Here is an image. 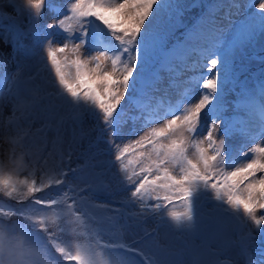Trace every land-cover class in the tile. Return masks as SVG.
<instances>
[{
    "label": "snow or ice",
    "instance_id": "snow-or-ice-1",
    "mask_svg": "<svg viewBox=\"0 0 264 264\" xmlns=\"http://www.w3.org/2000/svg\"><path fill=\"white\" fill-rule=\"evenodd\" d=\"M255 6L261 15L241 26L231 40L188 34L187 40L203 44L168 48L153 21L162 12L171 15L172 0H73L66 10L51 0H17L15 6L0 0V21H7L3 42H11L20 57L11 83L0 81V109L11 108L6 120L0 110V128L13 137L14 155L15 146L22 145L27 164L12 176L5 172L4 155L0 156V200L14 202L7 210L0 203V227L13 220L26 225L40 242L47 264H180V246L165 242L159 233L152 235L145 224L161 209V199L166 202L163 207L177 202L183 206V211L168 212L173 220L190 218L189 189L196 180L208 183L255 226L264 224V216L256 215L257 209L264 210V143L240 151L228 163L226 138L242 121L224 116L225 85L234 79L230 52L264 33V0ZM45 7L62 18L37 30L34 43L26 46L23 18L36 23ZM57 30L64 34L63 43L54 42ZM86 45L91 54L82 52ZM192 53L207 60L206 71L185 80L174 102L153 96L149 90L163 79L161 71L171 74L170 87L180 88L176 77L182 68L195 69L199 63H186ZM177 60L181 69L174 63ZM196 84L200 96L193 103L190 85ZM126 96L138 112L127 119L122 107ZM237 106L257 120L264 135V83L255 89L243 86ZM86 117L102 122L100 136L107 131L114 160L102 159L103 152L93 150L95 143L89 137L97 129L85 128ZM205 119L210 120L206 126ZM128 120L143 121L141 128L163 122L133 139L138 130L125 132ZM221 120L225 127L218 137ZM37 123L43 125L40 132L53 124L57 132L71 128L70 139L58 136L54 143L49 153L52 163L43 154L37 159L32 131ZM74 157L84 163L72 167ZM113 164L119 176H109ZM112 179L128 192L121 206L94 203L95 194L107 190ZM53 188L58 190L54 197L49 192L43 199L41 194ZM151 200L157 203L149 205Z\"/></svg>",
    "mask_w": 264,
    "mask_h": 264
},
{
    "label": "rangeland",
    "instance_id": "rangeland-1",
    "mask_svg": "<svg viewBox=\"0 0 264 264\" xmlns=\"http://www.w3.org/2000/svg\"><path fill=\"white\" fill-rule=\"evenodd\" d=\"M221 0L218 1V3ZM73 0H51V3L67 9V6ZM260 0H226L223 7L214 12L210 18H217L216 23L209 21V24H197L186 27L182 32L184 34L183 44L201 45L203 41L196 40L190 41L186 37L188 34L205 33L209 39H215L216 36L222 39L231 40L237 36L238 30L241 26L257 19L260 16V10L255 6ZM6 4L16 5L17 0H4ZM3 14V8L0 7V15ZM217 14V17H216ZM164 16V15H163ZM166 16V14H165ZM62 18L57 13H54L50 8L45 7L42 17L36 23H30L27 17L23 18L22 30L26 33L23 38V43L26 46H31L34 43L33 34L41 29H46L47 24L52 22L53 19ZM153 20V18H149ZM166 23L163 24L165 37L173 34L172 30L179 23L177 20V13L173 12L169 17L166 16ZM98 23V22H97ZM147 23V22H146ZM7 21H0V81L11 83V76H13L17 69L19 61V54L11 42L5 44L2 36L5 33ZM187 31V33H186ZM78 35V34H77ZM107 36V32H105ZM64 34L57 30L53 36L54 42L63 43ZM110 39V37H109ZM206 46V45H205ZM221 49L224 45H220ZM264 49V33L258 32L252 39L242 43L239 47L232 49L230 52V65L234 75L231 83L225 85V118L228 120L238 119L242 123L236 125L232 135L226 138V145L229 148L228 163L239 156L240 151L246 150L250 146L257 143H264V135L258 134L259 124L256 119L248 121V114L244 109L237 106L240 99V92L243 86L249 89H255L257 85L264 83V74H259L262 65V56L254 55L251 51H258ZM82 52L91 54L92 49L90 45H86ZM251 52V53H250ZM211 58V57H210ZM198 61L195 69L182 68L179 60L174 61L178 66L180 74L176 77L180 88L169 86L171 74L161 71L160 75L163 79L157 82L154 90L149 91L155 97H163L171 99L173 102L178 98V93L185 86L183 82L189 77L200 75L206 71L205 66L207 60H202L196 53H192L187 57L186 63L191 66L193 62ZM159 68V65L156 66ZM155 70V68L153 69ZM47 74V73H46ZM245 74V75H243ZM193 88L192 101L195 103L200 96L199 84L190 85ZM6 92L7 89H4ZM155 103V101H153ZM122 107L125 109L127 119L129 116L137 115V110L128 103V97L122 101ZM4 112L5 120L11 114L10 106L0 109ZM203 116V114H202ZM251 117V116H250ZM167 118H171L170 116ZM163 121L155 122L141 128L143 121H136L134 124L131 120L124 125V131L128 132L135 127L138 132L132 133V138H137V135L143 134L147 128L159 126ZM210 123V120L205 119V126ZM85 128H96L91 132L89 139L95 143L94 151L99 149L103 152L102 159L114 160V151L106 143L108 139L107 131H103L100 136L99 129H103L102 122L94 121L90 118L85 119ZM43 125L37 123L33 128L34 141L37 143L36 156L37 159L43 154L48 158L49 163H52V156L49 153L53 150L54 143L57 141L58 136H63L65 140L71 137V128L65 127L57 132L55 125L51 129H46L44 132L38 131ZM225 124L223 120L218 121L217 136L220 137L223 133ZM248 129L247 133L241 132L239 129ZM5 130L0 128V136L4 134ZM206 134L202 132L201 135ZM100 136L98 139L97 137ZM45 145L47 151H44ZM83 147H87V141L82 142ZM66 146V145H65ZM194 149H190V153ZM3 149H0V156H3ZM41 160V164H43ZM84 163L83 159L73 158L71 162L72 167H77ZM230 170V169H228ZM178 172V168H177ZM40 173L38 172V177ZM109 176H119L117 166L113 164L110 169ZM71 174L69 175V179ZM190 195L188 196V209L190 218H181L178 226L173 222L171 217L168 216L169 211H183V206L177 202L167 207H163L166 203L161 199L162 207L159 211L152 213L146 221L145 227L152 235L159 233L161 237H166L165 242L168 240L174 241L182 249V256L180 264H264V224L255 226L251 219L244 215L242 210L234 208L227 202V199L222 195H218L216 190L208 183L201 180L193 181L190 185ZM52 195L57 193H53ZM58 191V190H57ZM49 192L41 194L45 196L44 199L49 198ZM128 196V192L119 186L115 179L111 180L110 187L107 190L99 191L94 196V203H110L113 207H120L122 200ZM149 205L157 203L155 200L148 202ZM43 207V206H38ZM134 208V206H133ZM7 210V207H5ZM257 219L264 216V210L257 209ZM123 223V221H121ZM155 229V232H153ZM263 248V249H262Z\"/></svg>",
    "mask_w": 264,
    "mask_h": 264
},
{
    "label": "clouds",
    "instance_id": "clouds-1",
    "mask_svg": "<svg viewBox=\"0 0 264 264\" xmlns=\"http://www.w3.org/2000/svg\"><path fill=\"white\" fill-rule=\"evenodd\" d=\"M12 139L5 130L0 136V149H3L5 172L16 176L27 167L26 154L19 144L15 146V155L13 154ZM173 222L178 226L177 221ZM40 249L35 233L26 225L13 220L10 223L4 222L3 227H0V264H47Z\"/></svg>",
    "mask_w": 264,
    "mask_h": 264
},
{
    "label": "trees",
    "instance_id": "trees-1",
    "mask_svg": "<svg viewBox=\"0 0 264 264\" xmlns=\"http://www.w3.org/2000/svg\"><path fill=\"white\" fill-rule=\"evenodd\" d=\"M218 1L219 0H172V3L175 6V10L172 11L171 13L176 12L177 20H179V23L172 30L173 34L167 37L163 35L164 33L163 31L165 30L163 24L166 23L165 22L166 16L167 17L170 16L169 13L167 12H162L160 17L153 21V28L154 30L160 32L164 36L166 47L173 48L178 45H183L185 32L182 31L186 29V27L191 26L192 29L195 23L209 24L210 23L209 21L216 23L217 18H213V17L210 18L209 16H211L214 12H218L223 7L226 0H221L219 3ZM147 26H148V22L146 23V27ZM251 52H253L254 55L257 54L258 56H262V59H264V49L261 50L259 53L258 51H251ZM230 58L232 57L230 56ZM263 64H264V60H263ZM156 66H158V64ZM262 66L264 68V65ZM259 74H264V69H261ZM52 190L53 193L57 192V189L55 188H53ZM46 192H49V190H46ZM50 193H52V191H50ZM42 198L44 199L45 196H42ZM0 203L5 204V207L14 206V202L7 201L6 198L0 200Z\"/></svg>",
    "mask_w": 264,
    "mask_h": 264
},
{
    "label": "bare ground",
    "instance_id": "bare-ground-1",
    "mask_svg": "<svg viewBox=\"0 0 264 264\" xmlns=\"http://www.w3.org/2000/svg\"><path fill=\"white\" fill-rule=\"evenodd\" d=\"M253 120H254V118L248 116V121H253ZM257 133L260 134L259 130L257 131Z\"/></svg>",
    "mask_w": 264,
    "mask_h": 264
}]
</instances>
